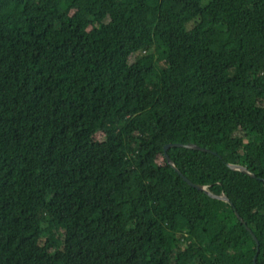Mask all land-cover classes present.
<instances>
[{"label":"trees","instance_id":"obj_1","mask_svg":"<svg viewBox=\"0 0 264 264\" xmlns=\"http://www.w3.org/2000/svg\"><path fill=\"white\" fill-rule=\"evenodd\" d=\"M252 260L264 0H0V264Z\"/></svg>","mask_w":264,"mask_h":264},{"label":"water","instance_id":"obj_2","mask_svg":"<svg viewBox=\"0 0 264 264\" xmlns=\"http://www.w3.org/2000/svg\"><path fill=\"white\" fill-rule=\"evenodd\" d=\"M172 146H175V147H185V148H190V149H195V150H201V151H205V152H210L208 149H205L203 147H199V146H196L192 143H187V144H181V143H165L163 146H162V150L163 152L165 153V151L172 147ZM166 159H167V162L170 164V166L174 169V171L180 175V177L182 178L183 182L186 184V185H189L190 187L194 188V189H197L199 191H202L204 192L205 194H207L208 196H210L211 198H214V199H218L220 201H223V202H226V203H229L227 197L223 194H220V195H214L212 193H210L209 191H207L205 189V186L203 185H198V184H193L191 183L189 180H187L185 177H183L178 171L177 169L174 167L173 163L167 158V156H165ZM227 166L230 168V169H233V170H238V171H241L243 173H246L248 174L249 176L251 177H254V175L250 172H248L246 170L245 167L241 166V165H238V164H227ZM230 204V203H229ZM235 216L238 217L237 213L234 212ZM238 219L244 223L239 217ZM246 229H248L247 226H244ZM249 230V229H248ZM252 236V239L255 241L256 245H257V241H256V238L254 237L253 234H251ZM257 252V250H256ZM252 264H254V260H252Z\"/></svg>","mask_w":264,"mask_h":264},{"label":"rangeland","instance_id":"obj_3","mask_svg":"<svg viewBox=\"0 0 264 264\" xmlns=\"http://www.w3.org/2000/svg\"><path fill=\"white\" fill-rule=\"evenodd\" d=\"M252 215L254 216V215H255V213H252Z\"/></svg>","mask_w":264,"mask_h":264}]
</instances>
